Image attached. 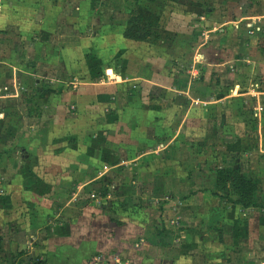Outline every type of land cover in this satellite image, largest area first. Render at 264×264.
<instances>
[{"label":"crops","instance_id":"obj_1","mask_svg":"<svg viewBox=\"0 0 264 264\" xmlns=\"http://www.w3.org/2000/svg\"><path fill=\"white\" fill-rule=\"evenodd\" d=\"M112 17L104 22L97 16L93 20L100 25L92 33L79 31L78 37L73 33L55 43L63 29L45 16L38 27L44 34L37 36H45L47 44L36 41L12 50L19 52L18 65L36 67L27 76L15 72L19 79L43 80L61 90L51 86L43 102L28 96L21 105L25 111L14 116V140L4 145L9 152L0 158V195L7 203L0 225L8 226L24 196L50 195L58 188L70 197L95 188L99 203L94 200L82 213L55 224L48 220L53 202L49 211L38 201L28 202L31 210L49 213L46 247L32 257L47 264H263L264 234L256 213L260 162L245 159L240 138L226 145L221 134L215 144L206 141L199 133L211 115L201 102L215 100L216 93L190 92L188 82L181 92L178 71L167 75L164 43H147L151 46L143 50L146 42L124 37L119 28L124 18ZM6 22L0 18V24ZM206 65L209 71L211 64ZM55 67H61L60 75ZM198 73L195 69L190 83L209 82ZM0 117L8 119V111L0 110ZM221 168L239 169L259 181L257 203L247 208L237 203L229 183V190H218ZM112 194L115 200L107 203ZM41 216L33 217L35 226ZM55 226L60 229L53 232Z\"/></svg>","mask_w":264,"mask_h":264},{"label":"rangeland","instance_id":"obj_2","mask_svg":"<svg viewBox=\"0 0 264 264\" xmlns=\"http://www.w3.org/2000/svg\"><path fill=\"white\" fill-rule=\"evenodd\" d=\"M63 1L0 0V18L8 20L5 24H0V28L7 29L0 30V110L8 111V119L2 120L0 117V158L1 155H8L9 149L4 145L14 140V116L21 113V108L25 111L21 105H26L28 96L35 94L33 100L43 102L44 99L41 98L52 91L51 86L53 90H61V85H52L43 80L32 83L19 79L15 72L27 76L25 72L34 70V66L18 65L19 52L15 51L14 54L12 50H19L36 41L42 47L47 44V38L42 36L44 33L38 30V27L42 28L45 16H50L49 22L54 20L63 29L54 38L57 43L61 40L60 37H69L73 33L76 35L73 37H78L79 31L84 34L90 31L92 33L91 28L100 25L97 20H93L97 16H102L104 22H111L114 19L112 16L121 15L124 21H121L119 28L123 35L128 28L134 26L141 29L140 38L136 40L146 42L142 46L143 50L146 45L157 46L161 41L164 43L161 46H165L166 50L167 75L171 76L173 70L178 71V78H181L184 86L181 92L187 90L184 82H188L190 92L209 90L216 93L215 100L201 102L204 108L209 105L208 113L211 116L208 115L209 127L204 120L201 125L204 131L199 134H203L206 141H213L214 144L221 134L219 141L224 145L240 138L244 141L245 150L242 154L245 159L248 158V161L256 157L255 160L260 162L258 166L262 177V192L258 198H261V203L256 213L264 234V0H68L62 8ZM16 8L18 9L15 10ZM67 14L70 18L66 17ZM37 32L42 35L37 36ZM39 38L42 39L39 41ZM51 48V57L56 58V49ZM29 60L31 61V57ZM206 64L215 67L210 65L208 71ZM55 69L56 74L60 75L61 67ZM195 69L202 78L206 76L209 82L203 85L190 83V76ZM215 75L218 76L217 79ZM21 90L23 95L20 94ZM195 94H190L191 98L194 99ZM197 101L199 105L200 101ZM190 102L191 105L194 104L191 99ZM220 149L224 150L223 145ZM38 188L41 192L42 185L39 184ZM91 190L83 189L70 197L67 193L58 192V188L50 195L37 194V198L33 196L31 199L30 196H24L25 201L17 203L19 209L10 212L11 221L7 222L8 226L0 225V264H32L35 260L45 262L40 256H32L46 247L49 231L46 215L49 213L45 211L50 210L48 202L54 203L50 211L52 215H48L49 222L59 223L82 213V208L92 201L99 203L96 199L100 198L93 196L98 194V189ZM101 194L104 198L105 195ZM119 195L117 200L122 198V193ZM126 196L127 194L123 200L130 204V198L127 200ZM1 198L2 195L0 218L1 210L7 204ZM112 198L113 194L107 197V203L115 200ZM33 200L38 201L37 205L45 211L37 213V210H31L28 202L33 203ZM9 203L11 206L10 201ZM38 216L41 219L35 226L33 217ZM50 229L56 232L60 227Z\"/></svg>","mask_w":264,"mask_h":264},{"label":"trees","instance_id":"obj_3","mask_svg":"<svg viewBox=\"0 0 264 264\" xmlns=\"http://www.w3.org/2000/svg\"><path fill=\"white\" fill-rule=\"evenodd\" d=\"M141 29L137 26L128 28L124 34L127 38L139 39ZM202 79V78H201ZM228 183L232 191L237 195L236 202L244 207L256 204L258 187L260 182L247 179L239 169L221 168L216 171V187L218 190H229ZM32 264H46L43 261L35 260Z\"/></svg>","mask_w":264,"mask_h":264}]
</instances>
